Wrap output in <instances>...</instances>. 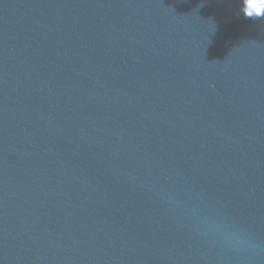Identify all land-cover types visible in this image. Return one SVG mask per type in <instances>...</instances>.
I'll use <instances>...</instances> for the list:
<instances>
[{"label":"water","instance_id":"95a60500","mask_svg":"<svg viewBox=\"0 0 264 264\" xmlns=\"http://www.w3.org/2000/svg\"><path fill=\"white\" fill-rule=\"evenodd\" d=\"M243 6L0 0V264H264Z\"/></svg>","mask_w":264,"mask_h":264},{"label":"clouds","instance_id":"9594fccd","mask_svg":"<svg viewBox=\"0 0 264 264\" xmlns=\"http://www.w3.org/2000/svg\"><path fill=\"white\" fill-rule=\"evenodd\" d=\"M255 3L257 6L261 9L260 12H251L249 13V0H244V6L242 8V12L245 18L251 19V20H261L264 19V0H255Z\"/></svg>","mask_w":264,"mask_h":264},{"label":"snow or ice","instance_id":"6c2138e0","mask_svg":"<svg viewBox=\"0 0 264 264\" xmlns=\"http://www.w3.org/2000/svg\"><path fill=\"white\" fill-rule=\"evenodd\" d=\"M249 13L255 11V12H260L261 9L257 6L255 3V0H249V8H248Z\"/></svg>","mask_w":264,"mask_h":264}]
</instances>
